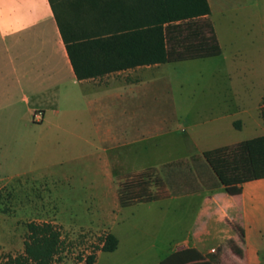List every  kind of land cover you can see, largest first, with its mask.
Instances as JSON below:
<instances>
[{
    "label": "rangeland",
    "instance_id": "rangeland-1",
    "mask_svg": "<svg viewBox=\"0 0 264 264\" xmlns=\"http://www.w3.org/2000/svg\"><path fill=\"white\" fill-rule=\"evenodd\" d=\"M74 1H57L64 17H74ZM84 9V18L91 24V7L85 5ZM206 24L214 29L221 53L168 67L173 78L171 94L198 95V100L187 103L193 104L201 117H173L169 122L167 117L140 115L109 123L117 136L130 139L137 134V127L141 136V131L153 126L174 129L197 122L193 128L198 131L196 144L176 138L169 142L165 136L140 137L132 146L120 148L101 144L99 132L82 111L79 116L62 118L64 125L59 131L24 127L0 131V260L5 254L22 252L29 221L51 222L59 228L63 245L52 264H83L93 252L95 264H156L176 242L202 231L197 222V195L120 208L113 188L122 176H105L102 159L107 148L116 171L158 167L201 149L264 134L260 117L264 106V0H211L210 18L189 21L183 35L190 37L206 30L208 34ZM193 129L188 128L180 137ZM72 157H83L84 164L69 163ZM158 177L166 182L162 190L172 183L166 176ZM259 189L264 191V185ZM253 214L258 222L250 226L249 239L263 253V204H258ZM107 233L119 240L114 251L101 250ZM202 238L203 247L214 248L198 263L243 264L242 230L220 223ZM219 243L227 248V254L222 245L215 246Z\"/></svg>",
    "mask_w": 264,
    "mask_h": 264
},
{
    "label": "crops",
    "instance_id": "crops-1",
    "mask_svg": "<svg viewBox=\"0 0 264 264\" xmlns=\"http://www.w3.org/2000/svg\"><path fill=\"white\" fill-rule=\"evenodd\" d=\"M208 3L211 13V0ZM210 13L203 18H210ZM214 35L216 36L215 33ZM187 61L136 65L79 79L68 57L48 0H0V131H15L20 127L39 131L52 128L59 131L64 125L62 118L79 116L82 111L99 132L101 144L109 143L112 147L120 148L132 146L140 137L154 139L157 136H165L169 142L176 138L195 143L194 135L198 131L193 128L197 122L193 126L174 129L170 125L153 126L141 131V136L137 127V134L130 139L120 138L113 132L112 125H109L115 118L140 115L167 117L169 122L173 117L182 120L201 117L197 111L194 112L195 106L187 103L198 100V95L171 94L173 78L168 67L173 63ZM95 66L97 67L93 69H98L99 72L106 67L101 62ZM188 128L193 129L192 132L184 138L180 137ZM80 137L84 138L82 135ZM104 150L105 158L102 159L101 154L100 159L105 166V176L113 179V176L139 173L148 168L157 170L159 176H185L196 163L204 167L202 153L209 149H201L188 157L167 161L158 167L147 166L129 171H116L113 167L115 163L107 155V148ZM83 159L72 157L69 163L84 164ZM83 172L84 170L82 174ZM263 185L264 178H259L244 183L241 193L236 195L227 194L219 185L148 202H162L183 196L200 197L197 222L202 231L193 232L184 241L176 242L166 255L183 247H194L205 256L214 246L203 247L202 236L207 235L208 229L213 226L225 223L233 229L243 231L242 263L264 264V251L260 253L261 249L251 242L248 232L250 226L258 222L253 212L258 204L264 206V191L259 189ZM113 189L116 194L117 187ZM168 189L173 191L170 185L165 186V191ZM171 191L167 193L170 194ZM221 245L223 252L227 254V248L222 243L215 246Z\"/></svg>",
    "mask_w": 264,
    "mask_h": 264
},
{
    "label": "trees",
    "instance_id": "trees-1",
    "mask_svg": "<svg viewBox=\"0 0 264 264\" xmlns=\"http://www.w3.org/2000/svg\"><path fill=\"white\" fill-rule=\"evenodd\" d=\"M57 1L48 0L79 79L136 65L204 59L221 53L216 36L207 24L208 34L206 30L190 37L183 35L189 21L210 13L208 0H75L72 19L59 12ZM85 5L93 12L91 24L84 18ZM99 62L106 66L101 72L93 69ZM260 117L264 125V106ZM202 155L204 167L194 164L183 178L166 176L172 181L170 194L162 190L166 182L158 177L155 169L122 176L116 189L119 207L219 185L227 194L236 195L241 193L244 183L264 178V134L205 150ZM174 180L177 182L173 183ZM62 245L61 233L55 224L29 221L22 252L5 254L0 264H52ZM117 246V237L107 233L101 250L114 251ZM203 257L196 248L183 247L156 264H216L212 260L198 263ZM95 260L93 252L83 264H94Z\"/></svg>",
    "mask_w": 264,
    "mask_h": 264
},
{
    "label": "built area",
    "instance_id": "built-area-1",
    "mask_svg": "<svg viewBox=\"0 0 264 264\" xmlns=\"http://www.w3.org/2000/svg\"><path fill=\"white\" fill-rule=\"evenodd\" d=\"M38 117H40V113H38Z\"/></svg>",
    "mask_w": 264,
    "mask_h": 264
}]
</instances>
